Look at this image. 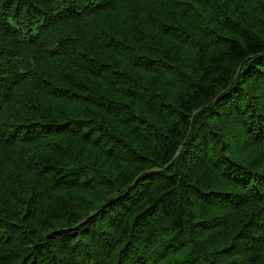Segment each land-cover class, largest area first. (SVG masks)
Instances as JSON below:
<instances>
[{
  "label": "trees",
  "instance_id": "1",
  "mask_svg": "<svg viewBox=\"0 0 264 264\" xmlns=\"http://www.w3.org/2000/svg\"><path fill=\"white\" fill-rule=\"evenodd\" d=\"M0 264H264V0H0Z\"/></svg>",
  "mask_w": 264,
  "mask_h": 264
}]
</instances>
